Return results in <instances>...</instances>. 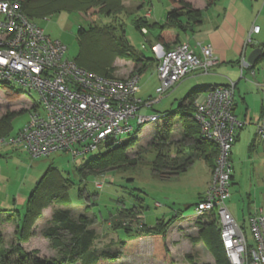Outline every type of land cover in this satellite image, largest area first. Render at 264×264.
<instances>
[{"label":"rangeland","instance_id":"obj_1","mask_svg":"<svg viewBox=\"0 0 264 264\" xmlns=\"http://www.w3.org/2000/svg\"><path fill=\"white\" fill-rule=\"evenodd\" d=\"M169 2L170 0H123L126 9L116 17L101 15L96 9L81 15L76 9L63 8L44 16L35 15L33 21L47 35L65 45V56L70 59H77L81 52L78 26L86 28L89 21L115 27L117 33L118 30L123 33L133 52L149 57L152 50L148 40H153L152 36L158 31V25L165 21ZM148 8L152 11L147 20L149 33L144 38L136 28V20L145 16L150 10ZM248 20L252 25L256 23L261 27V32L256 38L253 37L255 41L252 44L264 43V9L249 12ZM180 36L184 37V34L181 33ZM160 45L157 46L158 52L161 51ZM127 61L129 60L124 59L120 66L114 62L113 65L116 69H123V72L128 71L132 64ZM236 69L237 107L234 113L238 120L242 121L245 117L246 124L236 131L239 132L238 137L230 154L234 177L226 206L250 239L249 217L259 208L264 212V140L255 134L261 103L264 102V59L253 70L246 66ZM212 72L199 74L197 77ZM124 73L115 72L117 76L125 77L137 71ZM139 75L137 96L141 99L157 96L155 88L158 79L154 64ZM192 77L195 76L182 79L163 93L150 108H142L140 112L149 114L155 110H166L173 121L178 120L177 107L193 87ZM0 83L3 81L0 80ZM13 91L19 93V96L8 97L9 92ZM37 102L38 95L35 91L28 92L13 82L8 87L0 85V117L7 111L18 112L10 122L12 133L26 123L32 111L30 105ZM39 110L42 111L41 106ZM131 122H135L134 119ZM164 123H145L135 140L125 146L124 155L127 159H135L134 164L113 168L85 179L78 169L91 157L104 152V143L99 144L92 152L75 158L67 151L32 157L18 145H0L2 250H9L13 244H19L26 251H36V261L45 258L51 260L52 264H216L208 238L202 233L204 224L207 226L212 220L217 225L216 220L211 215H196L194 208L198 195L202 194L210 180L209 165L203 158H195L185 171L178 174L162 176L155 171L154 163L160 152L173 157L179 150H189L184 145L187 141L180 139L178 126L174 128V132L172 126L169 127V132L173 133L168 141L172 143L167 144L161 136L167 129V125L163 126ZM130 136L132 133L122 135L118 144L125 143L124 140ZM48 169L70 181L71 186L63 192V198L53 197L46 206L40 208L26 238L19 241L15 234L16 224L6 222L3 218L7 213L4 212L22 213L29 193ZM57 209L67 210L76 221L85 219L87 228L95 232L96 237L89 250L91 255L87 252L76 261H67L63 258L67 251L62 245L52 243L44 236L45 230L53 225L52 214ZM63 235L62 242L67 243L70 237L66 233Z\"/></svg>","mask_w":264,"mask_h":264},{"label":"built area","instance_id":"obj_2","mask_svg":"<svg viewBox=\"0 0 264 264\" xmlns=\"http://www.w3.org/2000/svg\"><path fill=\"white\" fill-rule=\"evenodd\" d=\"M259 30L258 25L252 26L246 44L253 42L252 34ZM160 48L159 52L156 46L153 48L158 60L157 96L141 99L136 94L138 73L103 76L79 66L65 56L61 41L51 38L23 13L20 0H0V80L38 95V102L30 105L26 123L11 135L0 137V145H18L32 157L67 151L75 158L92 152L101 143H118L122 135L147 122L164 121L165 112L144 114L140 109L150 108L185 77L210 73L220 59L210 44L178 42L166 50ZM244 66L248 63L242 59ZM234 88L233 82L212 85L194 100L191 117L198 124L199 134L217 146L210 180L194 208L196 215H211L216 220L224 264H264L263 210L249 217L248 239L226 206L231 148L242 125L234 113ZM256 132L264 139V113Z\"/></svg>","mask_w":264,"mask_h":264},{"label":"trees","instance_id":"obj_3","mask_svg":"<svg viewBox=\"0 0 264 264\" xmlns=\"http://www.w3.org/2000/svg\"><path fill=\"white\" fill-rule=\"evenodd\" d=\"M215 1L207 0V4L210 5ZM20 2L23 13L32 21L35 15L44 16L63 8L76 9L81 15L89 13L91 9H96L101 15L115 17L126 9L122 3L123 0H20ZM169 3L170 7L166 11L165 21L158 25V31L155 36H152L153 40H148L150 41L152 50V54L149 57L133 52L129 48L123 33H120L119 30L117 33L115 27L106 24L97 25L96 22L89 21L88 27L78 26L77 28L81 52L78 58L75 59V62L79 66L95 71L103 76L116 75V68L113 65L116 57L133 62L134 71H137L138 74L149 68V66H153V64L154 68H156L158 60L153 50L154 44H161L160 46L166 50L175 43L180 42L178 39L180 33H184L186 30L194 32L197 28L196 26L202 23V12L198 9H193L189 2L185 0H170ZM147 20L148 18L145 16L139 17L136 20V28L144 38L149 33ZM143 28L145 32L142 31ZM170 31L175 32V39L173 40L169 34ZM261 47V53L253 64H248V68H253L258 62L264 59V43L261 44ZM0 85L8 87L5 83H0ZM204 88L205 86H197L189 89L182 99V102L178 104L177 113L183 127L181 139L183 138L188 142L184 145L189 150L188 152L183 151V149L182 151L179 150L173 157H170L169 154H161L160 152L157 155L154 168L162 176L174 175L185 171L195 158H203L208 163L210 171L214 167L217 146L215 143L201 137L198 124L191 117L196 95L200 90H204ZM15 96L18 97L19 93L13 91L8 94L10 98H16ZM162 112L167 114V118L163 124V126L167 125V129L164 135L161 136L168 142L167 144H171L172 142L168 141L171 136L169 132L171 122L167 123L171 115L166 110ZM17 113V111H7L0 117V137H7L12 134L10 122ZM140 130L141 127H137L132 132V136L124 140L125 143H108L105 146L104 152L98 153L84 162L78 169L81 177L85 179L87 176L98 175L113 168H124L130 164H134L135 159H127L125 157L124 148L135 140ZM155 146L160 147L161 145ZM163 169L164 171H162ZM230 179L232 183V174ZM70 186V181L63 179L48 169L39 178L29 193L22 213L4 212L7 214L3 219L6 222H14L16 224L15 234L19 241L26 238L33 220L40 213V208L46 206L53 197L63 198V192ZM200 196L201 194L198 195V200ZM52 221L53 225L45 230L44 236L52 243L56 242L62 245L65 252L67 251V254L65 253L66 257H63L64 259L67 261H76L87 254V252L91 255L89 250L93 246L96 234L93 230L87 228L85 219L76 221L69 215L67 210L57 209L52 214ZM63 233H66L70 237L67 243H64L66 241L62 242ZM202 233L208 238V243L215 257L216 264H224L226 257L220 241L218 226L211 220L209 221V225L206 226L204 224L202 226ZM3 242V237L0 233V264H52L51 260L45 258L36 261L34 259L36 258V251H26L19 244H13L9 250H2Z\"/></svg>","mask_w":264,"mask_h":264},{"label":"crops","instance_id":"obj_4","mask_svg":"<svg viewBox=\"0 0 264 264\" xmlns=\"http://www.w3.org/2000/svg\"><path fill=\"white\" fill-rule=\"evenodd\" d=\"M185 1L189 2L193 7V9H198L202 12V23L196 26L197 28L194 32H190L189 30H186L184 33L182 32V34H184V37H181L180 36L181 33H180V35L178 36L179 41L188 42L190 45H196L197 42L202 44H210L213 48L214 53L220 59L219 64L216 66V68L213 70L211 74H207L206 76H202V77H197L200 75L195 74L193 75L195 77L190 78L193 80L192 82L193 87L205 86L204 90L203 89L200 90L196 95V97H199L208 87L212 85H217V84L223 85V84H228L229 82H233L236 88V85L238 83V80H235L236 77L235 75L237 74L236 68L241 66L242 59L244 60L246 59V56L248 55L249 51H251L255 47H261V44H256V45L246 44L245 40L248 33L251 31L252 26L258 25L256 23L253 25L252 23H250V20H248L249 12H254L257 9L262 11L264 9V0H220L219 2H217L218 0H216L214 3L210 5L207 4V0H185ZM148 9H150V12L147 17L150 18L152 10L151 8ZM260 32H261V27L258 33L252 34V37L256 38V36ZM169 34L171 36V39L173 40L172 37L175 38V33L173 31H170ZM255 38H253V41H255L254 40ZM154 46H156L157 49L158 45L154 44ZM123 60L124 59H119V58L115 59L114 64L117 66L123 65L122 62ZM127 62H130L132 64V67H129L128 71H124V72L128 73L131 70L134 71L133 62L131 61H127ZM251 69L253 70V68ZM115 72L124 73L123 69L118 67L115 70ZM235 88H234V106H233L234 112L237 107V103L235 100ZM242 100L244 102V98ZM263 109H264V102L262 101L261 113L258 120L256 121V124L260 121V118L264 113ZM245 121L246 120L244 117L243 120L241 121L242 125L238 128L239 130L242 129L243 125L246 124ZM167 122L168 123L171 122L170 124L172 126L173 132H174V128L178 126L177 130L178 133L180 134V139H181L183 127L180 119L178 118V120L173 121L172 117L170 116ZM238 133L239 132L236 133L235 141L238 137ZM255 134L256 136L259 137V135H257V132ZM232 148H231V152H232Z\"/></svg>","mask_w":264,"mask_h":264},{"label":"water","instance_id":"obj_5","mask_svg":"<svg viewBox=\"0 0 264 264\" xmlns=\"http://www.w3.org/2000/svg\"><path fill=\"white\" fill-rule=\"evenodd\" d=\"M261 53V47H255L253 48L248 55L246 56V62L248 64H253L255 62V60L257 59V57L259 56V54Z\"/></svg>","mask_w":264,"mask_h":264}]
</instances>
